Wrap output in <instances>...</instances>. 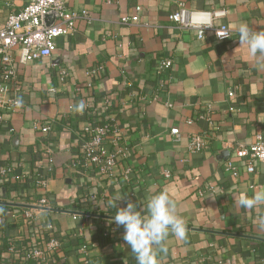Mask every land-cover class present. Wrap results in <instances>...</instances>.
<instances>
[{
  "label": "crops",
  "instance_id": "1",
  "mask_svg": "<svg viewBox=\"0 0 264 264\" xmlns=\"http://www.w3.org/2000/svg\"><path fill=\"white\" fill-rule=\"evenodd\" d=\"M179 4L224 10L216 24L228 27L231 38L218 41L208 32L198 40L195 31L179 29L168 19ZM23 5L0 0V23ZM67 8L87 19L56 39L51 57L15 65L10 95L23 106L0 111V168L13 166L25 178L15 188L17 204L39 196L32 186L39 177L47 181L43 194L51 208L84 215L32 211L34 221L26 222L27 209L0 205V264H7L2 254L8 242L18 249L40 246L45 221L55 227L60 264H83L82 245L89 246L91 264H136L123 226L92 215L114 217L128 202L146 210L148 197L161 191L175 201L187 233L185 240L169 236L160 264H264V205H238L241 195L264 189V165L254 163L247 174L233 155L235 146H248L257 135L264 141V68L240 47L233 27L243 21L264 30V0H69ZM131 17L138 23H120ZM164 59L171 67L158 76L155 63ZM80 101L85 108L77 112ZM103 119L116 125L118 142L127 148L111 174L86 163L80 152L83 128ZM173 128L178 139L170 135ZM195 135L205 137L200 152L188 150ZM105 147L112 151L111 136ZM227 162L237 177L224 171ZM3 183L0 202L11 203L14 185L6 191ZM100 235H107L101 246Z\"/></svg>",
  "mask_w": 264,
  "mask_h": 264
},
{
  "label": "built area",
  "instance_id": "2",
  "mask_svg": "<svg viewBox=\"0 0 264 264\" xmlns=\"http://www.w3.org/2000/svg\"><path fill=\"white\" fill-rule=\"evenodd\" d=\"M24 5L22 9L14 14H10L4 23H0V111L13 112L16 107L15 97H11V85L16 81L15 65H25L46 59L52 56L56 49V39L72 33L74 24L79 19H87V16L80 13H74L67 8L69 0H22ZM49 12L56 14V19L50 27L44 26V17ZM226 16L224 10L215 11H192L184 5L179 4L178 9L172 13L168 19L179 29L192 30L196 32L197 39L202 40L208 32L212 33L218 41H228L230 37L220 38L217 33L220 31H230L223 24H216L219 20ZM138 17L121 18V24H137ZM171 67V61L164 59L155 63V74L161 76ZM163 87V82L160 83ZM229 97H233V93H228ZM106 109V108H105ZM210 108H206L205 120L212 126L210 116ZM233 112L234 109H229ZM42 133L49 130L47 126L38 127ZM111 134L112 151L107 152L105 143ZM83 142L80 148L81 156L86 163L97 164L103 174H111L118 159L127 157V148L118 142V130L115 124L110 122L108 125H99L97 123H88L83 128ZM170 135L175 139L179 137V131L176 128L170 130ZM203 136L195 135L188 144L190 152H200L205 148ZM233 155L236 159L243 163V168L247 174L254 172V163L264 165V141L257 135L255 141L248 145H237L233 148ZM51 163V159H48ZM224 171L237 177L239 172L232 163L223 165ZM168 177V173H164ZM0 179L6 183L16 184L22 182V178L15 174V167L4 165L0 168ZM126 179V178H125ZM46 180L37 177L33 186L39 195L32 197L34 203H28L34 207L48 208L47 199L44 197L43 191L46 188ZM208 189H211L208 185ZM202 192H199V196ZM19 194L15 188L11 187L10 202L17 203ZM32 211L24 210L22 218L26 222L34 221ZM55 227L51 222H44V232L47 238L42 239L40 246L28 244L27 247L18 249L14 242H8L6 249L2 254V258L7 264H60L54 258L59 251L61 245L54 232ZM89 246L82 245L79 248L82 256L83 264H91L88 258Z\"/></svg>",
  "mask_w": 264,
  "mask_h": 264
},
{
  "label": "clouds",
  "instance_id": "3",
  "mask_svg": "<svg viewBox=\"0 0 264 264\" xmlns=\"http://www.w3.org/2000/svg\"><path fill=\"white\" fill-rule=\"evenodd\" d=\"M239 36L240 47L247 49L250 57L256 58L261 68H264V30H255L246 22H240L233 26ZM220 38L231 36L229 31L217 33ZM16 107L23 106V100H15ZM85 108L83 101L78 102L75 111L82 112ZM115 197L114 200H121ZM112 204V202H109ZM116 203L114 204L115 207ZM238 205L244 209H252L258 205H264V189L254 192L249 197L241 195ZM114 223L123 226L122 239L131 248L136 264H160L159 252H167L165 242L169 236L180 240L186 239L187 229L183 217L176 214V204L166 191L151 195L147 199L146 210H137V204L128 202L120 208L114 216ZM260 225L264 227V216L260 218Z\"/></svg>",
  "mask_w": 264,
  "mask_h": 264
},
{
  "label": "water",
  "instance_id": "4",
  "mask_svg": "<svg viewBox=\"0 0 264 264\" xmlns=\"http://www.w3.org/2000/svg\"><path fill=\"white\" fill-rule=\"evenodd\" d=\"M56 19V14L54 12H49L47 13V15L44 17V26L45 27H50L54 21ZM4 193V191H2ZM1 206H9V207H14V208H23V209H29V210H36V211H49V212H63V213H67V214H73V215H84V214H80V213H74V212H68V211H60V210H56L54 208L48 209V208H40V207H34L31 205H24V204H17V203H5V202H0ZM93 217H97V218H102V219H106V220H114V217H105V216H99V215H92ZM208 233H212L210 231H205ZM216 234H220V233H216ZM230 236H237V235H231ZM237 237H241V238H251V237H243V236H237Z\"/></svg>",
  "mask_w": 264,
  "mask_h": 264
},
{
  "label": "trees",
  "instance_id": "5",
  "mask_svg": "<svg viewBox=\"0 0 264 264\" xmlns=\"http://www.w3.org/2000/svg\"><path fill=\"white\" fill-rule=\"evenodd\" d=\"M99 125H108V124H110V122H109V120H106V119H103L100 123H98ZM109 136H111V134H109ZM37 178V177H36ZM36 178H34V179H32V186H33V182H34V180L36 179ZM22 183H25V178L22 180ZM10 184L9 183H3V185H1V188H4L6 191H9V188H10V186H9ZM14 185V187L13 188H19L20 187V185H19V183H14L13 184ZM34 188V187H33ZM34 200L35 199H32V198H30V200L29 201H27L28 203H34ZM39 233V235H43V238H47V234L42 230V231H40V232H38ZM33 235V234H32ZM35 235V234H34ZM107 235H100V237H99V240H98V242H99V245L101 246V245H104V244H106L107 243Z\"/></svg>",
  "mask_w": 264,
  "mask_h": 264
}]
</instances>
